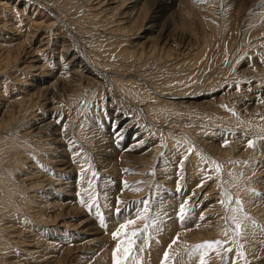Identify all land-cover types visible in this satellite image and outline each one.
I'll list each match as a JSON object with an SVG mask.
<instances>
[{
	"label": "bare ground",
	"instance_id": "bare-ground-1",
	"mask_svg": "<svg viewBox=\"0 0 264 264\" xmlns=\"http://www.w3.org/2000/svg\"><path fill=\"white\" fill-rule=\"evenodd\" d=\"M49 1L50 2L46 4L48 8L42 5L44 4L43 1H33V11L35 10L37 13L39 9L42 11L43 8H45L47 10L46 12L54 16V21H58L60 23L59 26L62 25L61 28L66 29V32L64 35H59L55 43L52 42L55 47L54 50L50 51L48 54H41L40 57L47 60L41 61L42 64L40 67H37L38 64L35 65L32 63L29 64V69H26L25 72L22 71V73H26V79L23 78L20 80L27 84L26 86L20 87L24 90L23 93L19 91L20 93L18 92V95H11V92L14 90L11 91V87L9 86L8 88L6 83L9 85L15 83L13 75H16L18 73L17 70L21 69L18 64L21 66L22 64H26V61L32 54V50H27L25 53L24 51L26 50L22 48L18 49L17 45L14 44V37L8 34L4 35V31H2L3 35L0 34L3 39V41H1L2 45H0V85L2 83L6 88L10 89V92L8 89L4 92L5 95L7 94L6 97L4 96L6 100H4L3 96L1 97L0 115L4 113L6 115H11V118H13V115H15L13 114V110L15 108L19 105H23L26 108L28 104V111H24L23 113L25 116H29L28 128L25 129L26 133L24 135H22L24 132L23 130H15L13 135L9 136L6 141H3L2 138L0 139V264L14 263L9 261L7 257L6 260L5 256L7 254L4 253L9 249L11 250V247L13 249V246L9 242V234H11L10 231L8 232V229H10L9 227H12V225L16 227V225H18L23 231L29 229L28 227L31 229L32 225L29 226L28 224H33V219H38L36 221V227L39 225L42 228H45L44 225L48 222L49 224H55L56 221L61 220L60 218L63 213L58 214V210L61 209V207H65V204H63L62 201L51 203L49 202V197L55 196L54 194H57V192H62L63 195L60 194L62 197L67 195L64 201L72 197L71 188L73 186L71 183L65 182H69V179L66 178H69V176L64 173L68 170L69 173L67 172V174L70 175L71 166L68 165V160L72 159H70L71 156L74 157L72 163L73 161L75 162V167L79 169L78 171L80 173L83 172L80 170H84L85 168L84 159L80 156L82 152H79V150L77 151V145L85 143L90 146H96L99 150L101 149L100 152L102 155L99 156V159H102L101 162H103V165H105L106 161L112 160L110 155L112 145L111 147H107L108 144L106 145V143L105 145L100 144L101 142L104 144L103 142L106 141L107 137L104 134L100 136L102 139L98 137V133L101 131L98 130V125L93 121L96 115H94L93 112L95 108L99 110L98 112H103H101L102 114L100 113V116L103 115L101 119H105L102 121L104 125L108 122L106 121L107 116L113 117V121L115 122L113 123V129L115 125L117 127V125L120 124L119 121L124 119V121H128L130 119L126 117L127 113L131 114L132 117L134 115L135 121L141 126V128H137L135 132L138 134L137 137L139 136L138 139L143 141H146L141 134V129L143 130V128L147 130L148 135L153 136L154 134H160L158 129L154 131L150 129L149 124L151 123L156 122L162 125L168 120H176L178 123V121L182 119L194 120L196 118L211 121L213 127L231 126L238 128L241 126L247 132L264 133V120L252 116L250 114L251 112L248 115L242 113L241 116V113L238 112V114L236 112L237 109L234 112L235 108L233 106L230 104L228 105V103L226 106V102L224 104L217 102L213 105H211V103H202L201 100H203V98L200 96H195L192 99L188 98L189 100L184 99L193 86H197L201 84L202 81L206 80L207 70H215L217 66L226 59L230 51H234L237 46L235 44L237 42L235 36L240 33L234 29L237 28L236 22H238V19H240V21L247 19L248 10L250 11L261 0H245V3H242V6L236 10V13H233L232 5H228V12L225 13L224 19H222V17H224L223 15L219 16L220 12H222L220 11L222 5L217 8L207 0L205 1H207V5L209 6L206 8H202L203 5L201 4L203 2L200 0H92V2L98 1L97 4L99 7L101 6L100 19L98 15L90 13L89 11L88 13L83 11L85 7V2L83 0H63L64 7H62L63 5H59L57 0ZM176 2H179V9L175 14L176 16L179 15L178 18L180 17V21L175 22L173 30H170V27H160L158 23L162 17V15L160 16L161 9L170 11ZM68 7H70L69 11L73 8L72 11L77 12L75 16L72 15L70 18L67 17L69 13L67 14L65 12V8L68 9ZM47 14L48 13H46V15ZM175 14H172L173 17H175ZM9 15L12 16V14ZM116 16H118L119 20L116 19ZM5 17L7 18V16ZM104 17H107L109 21L103 20ZM70 19L74 20V24L71 23L72 21ZM260 20H264V12L249 20L244 41L249 40L252 33L258 30L256 29V24ZM4 22H6L3 26L4 30L8 29V32L17 33L21 31L20 27H15L16 23H13L12 20V23L10 21ZM116 22L118 24H116L115 27L110 26L107 28L108 24L112 25L113 23L112 26H114ZM106 24L107 26H105ZM52 25L53 24L46 28H50ZM41 27L42 26H40L39 29ZM234 31L236 34L233 33ZM6 36H10L11 38L6 39ZM218 36H221L219 52L217 55L211 56L218 43ZM20 37H17V41L20 40ZM171 40L172 43H170ZM51 41L53 40H48L49 43H51ZM77 41L81 43L84 51L78 49L76 52L75 48H78L76 45ZM41 42L42 41L39 43ZM237 51L235 52L236 54ZM84 52H86V56ZM24 53L27 55L26 59ZM22 56H24L23 59H21ZM232 61H227L229 62L228 68L221 73L226 76L224 77L225 79L231 76L234 77L237 74L238 65L234 66ZM56 67L58 68L55 71L54 68ZM34 68H36V71L32 72ZM19 72L21 73V71ZM35 72H39V75L35 74L36 76H32V73ZM239 73L238 71V74ZM29 76L31 77L30 79ZM129 77L132 78L127 82L126 78ZM12 81H14V83ZM28 82H30V84H28ZM49 84H52V86ZM5 86L2 85L1 88H5ZM217 87L218 86L213 90H216ZM171 93H177L174 94L171 102L165 99H163V101L161 100L162 97ZM174 99L176 101H174ZM90 100H93L95 104L92 106L93 110H89L87 114H82L83 107L81 110V105ZM128 101L133 104L132 107L130 106L132 110L129 109L130 107L128 108ZM57 103H59L58 109L55 107ZM110 108L114 109V111H108ZM66 114H68V116ZM118 116H120L119 119ZM62 117L68 118L65 127H69L63 132L62 122L65 118ZM55 118H58V121L55 120ZM21 120L23 121L24 117H21ZM121 125L122 124H120V126ZM188 125V123L176 125L183 131V133H180L184 134L179 137L175 136L173 133L175 126L169 128L170 131H167L169 139L166 145L169 148H173V143L169 142H184L187 144L188 149L192 148V155H199L208 165H216L217 163H215V161H211V159L205 157L206 154L204 152L197 149V143L196 146L191 145L192 143L195 144V141L200 142L202 138H205V135L209 137V139L213 138V131L210 132V129H206V127L202 126L187 128ZM0 126H2V124ZM209 127L211 128L212 126ZM184 130H186L187 135ZM128 131H122L121 134L123 138L125 133L128 134ZM148 135L146 136L147 138ZM74 138L75 142L70 141ZM95 141L97 142L93 143ZM134 141L131 142L134 143ZM202 141H207V139H202ZM254 143H261L260 139H255ZM53 147H55L53 152L56 157L55 161L52 160L53 157L48 154L52 151L51 149ZM160 148L161 146H154L153 150L146 152L142 156H138L139 151L142 149V143L133 144L130 148V157H124V161L126 160V162L119 161V163H123L121 166L122 169L127 168L131 171L125 172V179L132 184L133 182H138L140 180L139 175H141L140 173L142 172L139 171L136 173V170L138 168L143 169L142 167L145 168L154 165L159 159L157 157V152ZM133 153H135V156ZM217 153L218 152L215 154ZM232 153L233 151L230 152L225 150V153L218 155L219 161H217L222 164L225 171L228 170L232 172L229 176L232 175L237 181L228 182L226 180L233 191L235 199H239L242 202L245 200L246 202L247 196H251V204L248 205L243 202V211L235 213L237 217L239 216L242 218L243 223L240 225V227L242 226L241 230L247 231L250 226L247 225L248 223L245 218H243L247 216L245 214V208H247L249 212L254 210L253 201L255 199L252 196L254 195L252 190H255L254 188L258 186L254 178L261 169L257 170V165L253 163V158L257 156L256 154L250 152L249 156L250 159H252H249L251 162H249V160H247V162L252 166H249L243 157L234 158L236 155L232 156ZM128 158L133 159L127 160ZM29 160H32L34 165L37 166L36 171L31 167V170L33 169L35 172H40L42 170V172H44L47 168H49V171L54 172L58 165L61 166V168L67 166L65 169L60 170H65L64 173H60L58 177L55 176L57 180H53L50 176L49 179L44 176L45 179L40 181L43 179V176L41 177L39 175L41 178L38 177L37 181L42 182L40 187L43 189V192H45V196L43 194L38 195L40 193L36 192L37 196L35 197L39 198L38 201H34V197H28L32 191L34 193V187H30L29 189L25 184L26 180L24 176H28V174H26L28 163L26 162ZM50 162H52V165ZM128 163L137 165L129 166ZM90 172L91 171H89V173ZM63 176H65L64 180L62 179ZM136 178H138V180ZM55 182L59 183V185H54ZM242 182L247 184H242ZM236 183H241L242 185L237 187L235 186ZM44 185L54 187L51 192H47V190L45 191L46 187ZM68 192H70V195ZM77 194H79V192ZM224 197L227 202L229 196L225 195ZM68 206H70V203ZM232 206L236 207L234 203ZM68 209L70 208H66L65 210L67 212L66 214H68ZM30 214H32L31 218L29 217L31 216ZM232 215L233 213L230 211L227 218L230 224L234 226L233 220L231 219ZM257 217L264 222V217L262 215L258 213ZM13 218L16 219L14 220ZM30 232H33V229H31ZM219 234L223 238L228 236L226 231ZM37 242H39V240H37ZM38 245L39 244H37V246ZM49 246L56 249V247H53L50 243L48 247ZM247 252V255L251 254V252ZM62 264H65L64 257L62 258Z\"/></svg>",
	"mask_w": 264,
	"mask_h": 264
},
{
	"label": "rangeland",
	"instance_id": "rangeland-1",
	"mask_svg": "<svg viewBox=\"0 0 264 264\" xmlns=\"http://www.w3.org/2000/svg\"><path fill=\"white\" fill-rule=\"evenodd\" d=\"M33 1L35 2V0H0V34L3 33L2 31H4V35L8 34L14 37V44L17 45L18 49L22 48L26 50L24 51L25 53L27 52V50L30 51L31 49L33 54V56L32 54L31 56H29L30 58L26 61V64H22V66L18 64V66H20L19 68L23 70L18 68V73L16 75L14 74L15 76L13 75V78L16 79H14L15 83L14 81H12L14 83L13 85H9L8 83L4 82L6 83V86L8 85V88L9 86L11 87V91L14 90L11 92V95H18L20 92L23 93L24 89H21L20 87L26 86L27 83H24L21 80L23 78L26 79V73L24 74V72L26 71V69H29V64H38L37 67H40L42 62L44 60H47L43 57H40L41 54H48L50 51L54 50L55 47L52 42L55 43L56 38L61 34L64 35L66 32V29L61 28L62 25L59 26L60 23L58 21H54V16H52L51 13L46 12L47 10L45 8H43L42 11L41 9H39V12L37 11V13L35 10L33 11ZM38 1H43L44 4L42 5L48 8V5L46 4L50 2L49 0ZM83 1L85 2L83 11L85 13H88L89 11L90 13L98 15V18L100 19L101 6L99 7V5L97 4L98 1ZM200 1L203 2L202 4L200 3L201 5H203L202 8H206L207 6H209L207 5V1L217 8L218 6L220 7V5H222L220 9V11L222 12H220L219 15L224 16L222 17V19L225 18V13L228 12V5H232L233 13H236V10L242 6V3H245V0ZM61 2L60 0H57V3L62 6L63 0H61ZM30 5L32 8L30 7ZM62 7H64V5ZM69 8L70 7H68V9L65 8L66 11L64 10L67 14H70H68V18H70L72 15L75 16V13H77L76 11H72V7V10L69 11ZM178 9L179 2H176L174 7L170 11L161 9L160 16L162 15V17L158 25L165 28L170 27V30H173L175 27V22L180 21V17L178 18L179 15L177 14L178 16H176L175 14L177 13ZM262 12H264V0H261L250 11L248 10L247 19H244L243 21H240V19H238V22H236L237 28L234 29L236 31H239L240 33L236 34L235 31L233 32L234 34H236L235 39L237 40L236 43L233 42L237 45L234 51H230L226 59H224L215 70H207V75L205 74L206 80L202 81V83L197 86H193V88L189 90V93L184 98L185 100L192 99L195 96H200L201 98H203V100H201L202 103H211V105H213L217 102H221L222 104L226 102V106L227 103L228 105L230 104L235 108L234 112L237 109L236 112L241 113V116L242 113L244 115H248L251 112L250 114L252 116H256L260 120H264V20H260L256 24L257 28H255L258 30L252 33L249 40L244 41L249 20L256 15H260V13ZM46 13L48 14L46 15ZM9 14H12V16ZM172 14H175V17H173ZM5 16H7V18ZM101 16L103 17L102 14ZM116 17V19L119 20L118 16ZM72 19H70L72 21L71 23L74 24V20ZM11 20L13 23H16L15 27H20L21 31L19 33L11 31L8 32V29H6L7 31L3 29L4 23L6 24V22L4 21L11 22ZM103 20L108 19L107 17H104ZM51 24H53L54 26L52 25L50 28H46ZM116 24L118 23L116 22L114 26H112L113 23L112 25L108 24L107 26L106 24L105 26H107V28H109L110 26L115 27ZM40 26L42 27L39 29ZM2 35H0V45H2L1 41H3ZM10 36H6V39H10ZM221 36L217 37L218 43L216 44V47L213 50L211 56L218 54L220 49L219 44ZM17 37H20V40L17 41ZM49 39L53 41L49 43ZM40 41L42 42L39 43ZM170 43H172V40ZM76 45L78 47L77 49L75 48L76 52L78 51V49L83 50V47L79 41H77ZM236 51L237 54L235 53ZM84 55H87L86 52H84ZM23 57L24 56H22L21 59H23ZM26 57L27 55L25 54V59ZM227 61H232L234 66L238 65L237 69L240 72L238 74L237 71L238 76L236 74V76L234 77L231 76L230 78L228 77L225 79L224 77L226 76L221 74L223 70H226L228 68L229 62ZM57 68L58 67L54 68L55 71L57 70ZM19 71H21V73ZM22 71L24 72L22 73ZM34 71H36V68H34V70L32 69V72ZM38 73H32V76L39 75ZM30 78L31 77L29 76V79ZM131 78L132 77L126 78V81L129 82V79ZM28 84H30V82H28ZM2 85L5 86L2 83L0 85V89L2 90H0V94H2L0 95V101L2 96L4 100H6L5 97L7 94L5 95L4 92L8 89L6 88V86L5 88H1ZM49 85L52 86V84ZM216 86H218L217 89L213 90L216 88ZM8 90L10 92V89ZM174 94L177 93L167 94L166 96L162 97L161 100L163 101V99H165L171 102ZM174 101L176 100L174 99ZM59 103H57V105L55 106L57 107L56 109H58ZM94 105L95 104L93 100H90L81 105V110L83 107L81 113L87 114L89 110H93L92 106ZM26 106L27 107L25 108V106L19 105L17 108H15L13 110V114H15L13 115V118H11V115H6L4 113L0 115V125L2 124V126H0V139L2 138L3 141H6L9 136L13 135L15 130H23L24 132L22 133V135L26 133L25 129L28 128L27 125L29 123V116L27 117V115L25 116V114L23 113L24 111H28V104ZM130 106H133L131 102H129L128 108ZM131 107L129 109L132 110ZM111 108L108 109V111H114V109ZM95 109L93 110V112L94 115H96L93 121L94 123H96V125H98V130L101 131L100 133H98V137H100L101 134H104L107 137L106 141L103 142L104 144H102V142L100 144L105 145L106 143V145L108 144L107 147H111L112 145L110 153L112 160L106 161L105 165H103V162H101L102 159H99V156L102 155L100 152L101 149L99 150V148L96 146H90L85 143H81L80 145H77V151L79 150V152H82L80 156H82V158L84 159L85 168L84 170H80L83 171L82 173L78 171L79 169H76L75 162L73 161L72 163V159L74 160L73 156L70 157V159L72 158L71 160H68V165L71 166L70 175L67 174L68 170H64L65 173L64 171H60L65 169L67 166L61 168V166L58 165L55 168L54 172L49 171V168H47V170H45L44 172H42L43 170L40 172H35L37 166L34 165V162L32 160L26 162L28 163V170H26V174H28V176H24L26 180L25 184L29 189L30 187H34V193L32 191V193H30L28 197H34V201H38L39 198L35 197L37 196L36 192L40 193L38 195L43 194L45 196V192H43V189H41L40 187L42 182L37 181L38 177L43 176V179H41L40 181H43L45 177H48L49 179V176L50 178L52 177L53 180H57L55 176L58 177L60 173H64L65 175L69 176V178L66 177L67 179H69V182H65L71 183L73 186L71 188L72 197L68 198L67 201H64L67 195L62 197V192H57V194H54L55 196L49 197V202L51 203L62 201L63 204H65V207H61V209L58 210V214H63L60 218L61 220L56 221L55 224H49L48 222L44 225L45 228H42L39 225L38 227H36V221L38 219H33V224H28L29 226H33V228L31 226L33 232H30V227H28L29 229L23 231L18 225H16V227L13 225L12 227H9L10 229H8V232L10 231L11 233L9 234V242L13 246V249L12 247L11 250L9 249V244V250L4 252L7 254L5 256L6 260L8 258L9 261L14 262L15 264H62V258L64 257L65 264H114L113 251L116 247V244L126 238H124L121 233L119 240L114 239L112 233L116 231L119 225L121 223H124L127 218H135L130 217L128 212H125L121 217L114 216L113 213L115 211V207L117 206V200L120 201L119 207L121 209L128 207L129 211H132V209H142L143 204L141 202L147 200L150 202L149 210L143 213L141 218H136L135 223L133 225H129L126 229V231L128 232L144 230L141 240L145 250L141 252L138 251L137 248H133L131 255L126 261H124V264H162L165 251H168L169 253L167 264H200V257L202 255L205 257L206 264H246V260L248 264H264V222L260 220L259 217H257L258 213L259 215H262L264 217V198H261L257 195H252L255 199L253 201L254 210L252 212H249L248 209L245 208V214L247 215L245 217L247 218L243 217L245 218L246 222L248 223L247 225L250 226V228L247 229V231H244L241 230V226L238 230L239 235H237V230H235V223L239 222V224L241 225V223H243L242 218L236 216L237 221H233V226L230 224V221L227 218V215L230 213V211H226V208L232 206L235 200L233 191L227 184V181H237L232 177V175L229 176V174H231L232 172L228 170L225 171L222 164L218 162V155L225 153V150L230 152L233 151L232 156L236 155L234 156V158L243 157L246 163H248L247 160L250 159V152L256 154L257 156L253 158V163L254 165H257V170H261L258 171L259 173L254 178V181H256L258 184V186H256L254 189L256 193L264 194V133L247 132L241 126L238 128L231 126L213 127L211 121L196 118L194 120L182 119L179 120L178 123L176 120H168L162 125L156 122L151 123L149 124L150 129L153 131L158 129L160 134H154L155 136L148 135L147 130H144L143 128V130L141 129L142 133L138 131L142 134V137L146 139V141H143L141 139H138L139 136L137 137L138 134L137 132H135V130H137V128H141V126H139L135 121L134 115L132 117L131 114L127 113L126 117L130 119L128 121H124L125 119L119 121V123L123 126H120V124L117 126L119 133H122V131H129L128 134L125 133L124 138L120 139L119 137L114 138L112 135L113 130L117 129L116 125L113 129V123H115L113 121V117L111 118L107 116L106 121L108 122H106V124L104 125L102 121H104L105 119L102 120L101 116L103 117V115L100 116V113L102 111L98 112L99 110ZM66 115L68 116V114ZM21 117H24L23 121L21 120ZM58 118H55V120H57ZM62 118H65L62 122V126H64L62 128L63 132L69 127H65V125H67L68 118ZM119 118L120 116H118V119ZM186 123L189 124L187 128H191L192 126V128L202 126L206 127V129H210V132L213 131V138L209 139V137L205 135V138L202 139H207V141H202L201 139L200 142L195 141V144L192 143L191 145L196 146L197 143V149L204 152L206 154L205 157H208L209 159H211V161H215V163H217L216 165H208V163L204 162L202 157H200L199 155H192V148L190 147L191 151L189 152L187 144H185L184 142H169L173 143V148H169L166 145L167 140L169 139L167 134L169 128H173L175 126V129H173V133L175 134V136L179 137L184 134L180 133H183V131H181V128L177 127L176 125H182ZM209 126L212 127L210 128ZM109 127H111L112 129ZM184 131L186 134V130ZM147 135L148 138L146 137ZM100 138L102 139V137ZM114 139L115 143L113 142ZM255 139H260L261 143H254ZM74 140L75 138L70 141L75 142ZM224 140L228 141L227 146H222ZM131 141H134V143H132ZM250 141L252 142V144H254V147L249 146ZM96 142L97 141L93 143ZM136 143H142V149L139 151L138 156H142L146 152L153 150L154 146H161V148L157 152V157L159 159L155 162L154 165H150L145 168L142 167L143 169L138 168L139 170L135 169L136 173L141 171L142 173L140 174L142 176L139 175L140 180L138 182L132 181V184L131 182H128L124 177L126 174L125 172L131 171H129L127 168L122 169L121 166L123 163L121 164V162H126V160L124 161V157H130V148L133 144ZM54 148L55 147H53L51 149L52 151L48 154H50V156L53 157L52 160L55 161L56 157L53 153ZM216 152L218 153L215 154ZM133 154L135 156V153ZM185 156H187L188 158L186 160H182V158ZM131 159L133 158H128L127 160ZM250 160L249 162H251ZM119 161L121 162L119 163ZM181 161L183 162L182 172L179 170ZM113 163L115 164V166ZM50 164L52 165V162H50ZM128 165L135 166L137 164L128 163ZM249 166L252 165L249 164ZM31 167L34 168L35 171L33 169L31 170ZM205 169H209L210 171L206 172ZM89 171L91 172L89 173ZM108 171L112 172L109 173ZM46 172L48 175L46 174ZM87 172L89 173V175ZM206 176H211L212 178L205 179ZM64 178L65 176L62 177L63 180ZM136 179L138 180V178ZM89 181H91V188L89 187ZM202 181L203 186L198 187V185H200ZM122 182H126L127 187H124L122 185ZM242 184L247 183L242 182ZM242 184L236 183L235 186L238 187ZM54 185H59V183L55 182ZM178 185L183 189V191L179 194L177 193ZM45 187V191L47 190V192H51L54 186ZM78 192L79 194H77ZM69 193L70 192H68V194ZM225 195L229 196V200L227 202L226 198L224 197ZM250 198V195L247 196L246 202L245 200L243 202L250 205ZM186 199L188 201L186 204V209L194 208L195 211L192 212L190 218H188L184 224H180L176 220V213L178 212L181 203ZM81 200H84L85 203L82 204ZM220 201H224V203L222 204L220 203ZM69 203L70 206H68ZM89 204L94 205L91 210H89L87 206ZM97 207L99 208L100 214L103 216L104 223H101L100 218L97 216ZM66 208H70L68 209V214H66ZM30 215L31 216L29 217L31 218L32 214ZM202 215L205 218L203 220H201ZM153 221H155V225L153 224ZM68 226L72 227L69 228ZM223 231H226L228 234V236L225 238H223L219 234ZM175 237H178L177 242L175 244H172L171 248H169L172 239ZM37 240H39V242H37ZM207 241H220L221 243L219 246L214 245L213 249L209 250L207 253H205L203 250H198L195 247L196 245L203 244ZM49 243L53 247H56V249L50 246L48 247ZM37 244L39 245L37 246ZM126 246V244L121 245L122 248ZM225 247L231 248L233 251L230 253L225 252ZM13 251L15 252V254ZM247 251H249V253L251 252V254L247 255ZM241 252H243V256L239 255V253ZM118 258L123 260L122 251L118 253Z\"/></svg>",
	"mask_w": 264,
	"mask_h": 264
},
{
	"label": "snow or ice",
	"instance_id": "snow-or-ice-1",
	"mask_svg": "<svg viewBox=\"0 0 264 264\" xmlns=\"http://www.w3.org/2000/svg\"><path fill=\"white\" fill-rule=\"evenodd\" d=\"M63 128V126H62ZM113 137L116 138V137H119V138H123L122 137V134L118 132V126H117V129H114L113 130V133H112ZM113 142L115 143V139L113 140ZM227 143L228 141L227 140H224L223 143H222V146H227ZM249 146L250 147H254V144H252V142L250 141L249 143ZM191 151V149H189V152ZM188 157L185 156L182 158V160H186ZM179 170L182 172L183 170V162L181 161L180 165H179ZM127 171V170H125ZM205 171H210L209 169H205ZM212 177L211 176H206L205 179H211ZM122 185L124 187H127V184L126 182H122ZM199 186H203V181L201 182ZM89 187L91 188V181H89ZM183 191L182 188L177 187V193H181ZM253 194L254 195H257V196H260L261 198H264V194H260V193H256L255 190H252ZM91 198V197H90ZM187 199L181 203L180 207H179V210L178 212L176 213V220L180 223V224H184L188 218H190L192 212L195 211L194 208L192 209H186V204H187ZM81 203H85L84 200H81ZM119 203L120 201L117 200L116 204L117 206L115 207V211H114V216L116 217H121L125 212H128L129 216L130 217H135V218H127L125 220L124 223H121L118 227V229L116 231H114L112 233L113 235V238L114 239H120V236H121V233L123 235L124 240H121L119 243L116 244V247L113 251V260H114V264H124V261H126L129 256L131 255L132 251H133V248H137L138 251H144V246H143V243H142V240H141V237L143 236V231L144 230H139V231H132V232H128L126 231V229L128 228L129 225H133L135 223V219L136 218H141L143 213L147 212L149 210V206H150V202L145 200L143 202H141L143 204V208L140 209V210H137V209H132V211H129L128 207H125L124 209H121L119 207ZM220 203H224V201H220ZM234 204L236 205V207H230V208H226V211H231L233 213V215L231 216V219L236 222L237 221V217L235 215V213H238V212H242L243 211V202L240 201L239 199H235L234 200ZM89 210H91V208L94 206V205H87ZM96 212H97V216L100 218L101 220V223H104V220H103V216L100 214L99 212V208L97 207L96 208ZM247 218V217H245ZM205 219L203 217V215L201 216V220ZM153 224L155 225V221H153ZM240 229V224L239 222H236L235 223V230H237V235H239V230ZM177 239L178 237H175L172 239V242L171 244L169 245V248H171L172 244H175L177 242ZM220 241H207L203 244H200V245H196L195 247L198 249V250H203L205 253H207L209 250L213 249V246L214 245H217L219 246L220 245ZM122 244H126L127 246L126 247H121ZM123 252V260H121L120 258H118V253L120 252ZM224 251L225 252H232L233 250L231 248H227L225 247L224 248ZM240 256H243V252L239 253ZM169 259V253L168 251H165L164 252V258H163V261H162V264H167V261ZM223 259V258H222ZM200 264H206V261H205V257L202 255L200 257ZM246 264H248L247 260H246Z\"/></svg>",
	"mask_w": 264,
	"mask_h": 264
}]
</instances>
